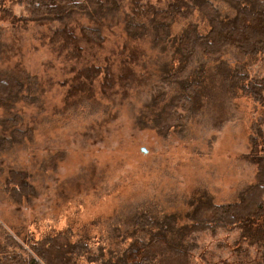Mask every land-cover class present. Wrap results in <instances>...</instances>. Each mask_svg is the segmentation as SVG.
Listing matches in <instances>:
<instances>
[{"label":"rangeland","instance_id":"1","mask_svg":"<svg viewBox=\"0 0 264 264\" xmlns=\"http://www.w3.org/2000/svg\"><path fill=\"white\" fill-rule=\"evenodd\" d=\"M209 1L222 18L234 15L225 0ZM121 6V12L99 20L86 13L74 16L77 33L80 26L98 28L103 38L101 45L83 43L81 58L74 60L48 45L49 29L56 23L20 27L0 16V74L23 81L13 104L0 107V141L9 140L0 143V241L7 235L25 248L30 239L61 233L71 243L87 242L89 255L80 264L114 262L133 240L147 239L146 230L140 229L145 217L173 218L180 227L187 224L195 197L207 194L216 205L235 203L253 184L255 169L243 155L249 153L251 127L264 118V108L239 91L231 93L212 73L198 90L200 102L192 115L161 131V108L181 92L176 82L166 80L175 66L174 49L170 40L155 44L151 33L129 42L124 30L127 0ZM188 24H195L200 34L209 31L195 10L175 20L170 39ZM126 44L141 53L133 83L115 84L113 94H103L101 75L91 99L82 92L69 94L73 67L111 64L118 74ZM235 58H228L232 66ZM243 67L251 76L262 75L260 57ZM13 170L26 172L35 189L20 203L5 191ZM191 237L197 248L188 264L258 261L259 250L249 248L251 257L246 256L242 251L247 247L234 243V232L205 231Z\"/></svg>","mask_w":264,"mask_h":264},{"label":"trees","instance_id":"2","mask_svg":"<svg viewBox=\"0 0 264 264\" xmlns=\"http://www.w3.org/2000/svg\"><path fill=\"white\" fill-rule=\"evenodd\" d=\"M225 1L233 7L234 15L222 18L209 0H156L155 3L127 0L129 12L124 14V30L129 42L151 33L155 44L163 45L170 40L174 49L175 66L169 69L166 80L176 82L181 92L161 108L157 123L161 131H166L171 124L180 125L192 115L194 106L200 102L198 90H202L207 76L212 73L222 78L231 93L239 91L256 106L264 108V0ZM16 8L21 10L19 14ZM121 8V0H0L1 19L13 25L56 23L49 29L48 45L54 53L65 54L67 60L81 58L83 43L101 45L103 41L98 28L80 26L77 33L72 24L75 15L86 13L99 20L121 12ZM195 10L206 20L209 31L200 34L195 24H188L170 39L175 20L186 18ZM121 53L126 55L120 59L118 74L111 64L73 67L76 71L69 94L82 92L86 99H91L93 84L101 75L103 94L107 90L113 94L115 84L126 87L133 83L136 80L133 68L139 64L141 53L137 47L130 48L127 44ZM227 57H237L233 66ZM258 57L263 72L254 77L243 64ZM22 87L23 81L16 76L0 74V107L11 106ZM263 126L264 118H261L251 127L250 150L243 158L255 169L254 182L240 193L237 202L216 205L207 194H201L193 200V209L186 216L187 224L180 227L173 218L151 221L145 217L140 229L146 230L147 239L133 240L114 262L105 264H188L190 252L197 248L191 234L216 230L234 232L237 235L234 243L247 247L242 253L257 248L258 261L253 264H264ZM14 134L13 139H17L19 132L14 130ZM0 143H9V140ZM34 190L26 172L8 173L5 191L11 201L20 203L33 196ZM25 245L23 248L10 236H3L0 264H80L90 250L85 240L71 243L68 236L61 233L38 241L30 239ZM247 255L251 257V253Z\"/></svg>","mask_w":264,"mask_h":264},{"label":"water","instance_id":"3","mask_svg":"<svg viewBox=\"0 0 264 264\" xmlns=\"http://www.w3.org/2000/svg\"><path fill=\"white\" fill-rule=\"evenodd\" d=\"M141 152H142V153H146V150L142 148V149H141Z\"/></svg>","mask_w":264,"mask_h":264},{"label":"bare ground","instance_id":"4","mask_svg":"<svg viewBox=\"0 0 264 264\" xmlns=\"http://www.w3.org/2000/svg\"><path fill=\"white\" fill-rule=\"evenodd\" d=\"M169 29V28H168ZM260 194V193H259ZM256 219V218H255Z\"/></svg>","mask_w":264,"mask_h":264}]
</instances>
